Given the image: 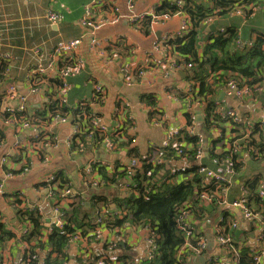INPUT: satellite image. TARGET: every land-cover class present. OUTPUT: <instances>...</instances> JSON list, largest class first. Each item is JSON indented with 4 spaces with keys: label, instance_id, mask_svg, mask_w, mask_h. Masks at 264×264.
I'll return each instance as SVG.
<instances>
[{
    "label": "crops",
    "instance_id": "crops-1",
    "mask_svg": "<svg viewBox=\"0 0 264 264\" xmlns=\"http://www.w3.org/2000/svg\"><path fill=\"white\" fill-rule=\"evenodd\" d=\"M163 1L106 0L93 10L94 20L101 22V25L90 34V30L81 24L85 6L90 0H0V51L9 53L13 58L9 63H4L8 69L0 78V110L19 109L23 105L24 115L32 122L31 126L24 128L16 118L0 114V224L13 235L0 242V257L5 261L15 262L26 245L20 236L27 223L18 216L16 208H36L45 228L47 223H54L57 218L63 219L62 211L67 209L72 199L60 193V200L56 201L46 189L39 187L54 174L61 172L70 180L72 195L79 192L85 208H90L88 199L96 191L108 202V207L102 210L104 220L121 218L122 209L118 203L128 196L129 190L120 181L115 184L103 182L98 168L106 167L109 175L114 171L127 170L131 149L138 160L146 159L150 149L163 146L171 131L186 128L187 114L194 116V132H202L204 102L188 101L198 85L191 80L196 66L188 68L163 43L165 39L180 33L182 25L187 24L186 16L156 17L155 9ZM165 1L172 3L178 0ZM261 8L249 15L231 13L207 21L198 28L199 51L211 37L227 29L234 30L236 40L244 44L243 50L249 51L255 40L264 36V5ZM47 10L59 14L57 24H50L46 20ZM139 16H143V19L134 21ZM147 20L151 21L147 23ZM226 21L228 26L221 25ZM77 38H80V44L69 55L53 61L39 86L41 90L32 92L26 79L30 69L36 65L46 66L50 62L49 54L58 42ZM92 40L94 45H91ZM156 43L160 45L159 51L153 50ZM76 59L81 60L80 66L75 65ZM70 67H74V70L65 80L67 88L62 90L57 85L58 74L60 70ZM208 76L211 77V74ZM205 80L213 85L209 97L218 108L235 109L256 122L264 117V84L257 92L237 99L228 95L226 79L224 83L209 77ZM96 87L101 90L96 91ZM95 95H100L102 99L95 100ZM144 96L151 97L149 100L155 104L153 108L141 101ZM185 97L188 100L185 101ZM61 98L67 111L84 103L100 125L111 130L121 127L126 145L110 150L105 141L96 142L88 135L82 146L73 149L71 140L76 135L77 124L71 114L58 116V120L50 115L38 116L53 101ZM232 129L228 123L219 129L208 130L204 138L208 142L202 146L201 158L203 164L223 173L230 181V201L243 195L247 180L257 181V189L264 191V158L252 160L251 155L242 149L239 158L242 166L237 173H230L227 165L218 166L208 159L217 133L231 135ZM220 152L221 144L215 149V153ZM164 163V168L154 177L155 181L189 165L188 161L181 159H169ZM89 180L101 184L90 191L87 188ZM171 180L181 183L187 178L175 174ZM15 201H20V205ZM85 203H89V206L86 207ZM250 205L258 215L255 222L239 219L238 211L233 208L207 209L200 217V210L196 206L197 210H193L187 222L207 240V252L202 256L204 264H207V260L228 257L224 248L217 243L218 233L226 234L224 228L221 231L217 229V222L223 216H228L230 221L226 225L228 233L232 230L231 221L238 219V226L232 234L238 245L245 243L250 248L260 247L257 224L264 222V209L254 200L250 201ZM104 226L101 241L90 239L83 245H69L62 264H85L84 256L94 262L106 257L111 264L145 263L148 249L145 227L109 229ZM109 245L114 247L109 249ZM46 254L47 250L40 251L39 261L43 262ZM190 264L201 263L198 258H192Z\"/></svg>",
    "mask_w": 264,
    "mask_h": 264
},
{
    "label": "trees",
    "instance_id": "trees-1",
    "mask_svg": "<svg viewBox=\"0 0 264 264\" xmlns=\"http://www.w3.org/2000/svg\"><path fill=\"white\" fill-rule=\"evenodd\" d=\"M180 1V0H178ZM183 1V0H181ZM204 1V2H203ZM106 0H104V3ZM176 2L169 3L163 1L162 4L155 9V16H174L182 14L186 16L188 30L181 35H175L172 38L163 41L165 46H169L181 61L191 68L195 65V74L191 80L198 83L195 90L188 99L190 103L203 101L204 102V118L203 130L201 133L206 139L208 130L219 129L223 124H228V121L217 113L218 105L209 97L212 94V84L207 82L206 77L216 80L217 82H227L235 80L242 86L254 87L264 84V36L258 37L251 49L245 52L235 46L237 39L236 32L232 29H227L215 37H211L206 45L199 51L198 28L203 26L207 21L215 18L225 17L236 10L240 9L246 15L251 14L252 7L264 5V0H184L181 6ZM211 5V6H209ZM250 8V9H249ZM151 20H147L149 23ZM6 65L0 64V78L3 76ZM211 74V77L208 76ZM224 79H226L224 81ZM225 82V84H226ZM194 83V85H196ZM57 85L62 89V81L57 78ZM151 97L144 96L141 101L153 108L155 106ZM102 97L95 95V100L100 101ZM86 104L81 103L72 111H67L64 105L59 101H53L47 106L44 111L38 116L50 115V117L71 114L75 124L81 126L82 132L73 136L71 147L74 149L77 146H82L85 143V138L91 135L96 142H102L109 139L117 146L126 145L123 141L124 132L121 127L113 130L107 129L106 133L90 125L92 115L89 112ZM21 118H27L24 114L18 115ZM37 118V117H36ZM50 119V118H49ZM48 119V120H49ZM186 127L194 126V116L187 114L185 116ZM128 122V121H127ZM233 137L228 141V145L223 139H215L212 141V152L208 153V159L216 161L215 165H227L232 172H239L241 162L238 156L233 154V142L239 141L240 146H250L255 151L250 153L252 160L259 161L264 158V130L259 128L255 123L251 131H245L242 128H233L230 131ZM256 137V138H255ZM209 139V138H208ZM221 144V152L215 153L217 146ZM202 144L196 134L190 133L185 129L179 131V135L170 142L166 147H153L150 149L148 157L140 160V166L133 172L129 173L126 168L122 172L114 171L111 175L106 172V167H99L100 175L103 182L115 184L120 181L124 187L129 190L128 196L121 199L118 203L122 209L121 218L112 217L105 218L102 215V210L106 209L108 202L104 197L93 191L90 196V208H85L84 200L79 195V192L71 195L72 202L67 204V209L62 211L63 228L52 225V230L48 232L44 227L40 212L29 208H16L18 216L29 222V232L26 235H21L20 240L29 246L30 254L38 253L47 250V254L43 260V264H62L65 257V250L69 246V239L75 233H80V236L87 241L94 240V231L102 225L109 229H117L122 226H143L150 229L154 234V243L156 250L153 253L151 260H146L144 264H179L177 252L183 245L184 237L181 231L176 227L175 220L181 211H187L188 217L193 210H200L199 216L202 217L207 209L217 208L215 204L204 205L200 203L198 195L201 192L213 191L215 186H206L204 177L198 173V164L195 155L202 151ZM177 149H181L183 154H186L188 167H185L184 172H175L186 176L187 180L181 183L172 182L171 177L162 176L160 181H155L154 177L160 173L165 166V161L169 159H180L177 155ZM129 156L135 157L133 149L129 150ZM161 157L167 158L162 160ZM138 159V158H137ZM202 160V159H201ZM200 163L209 168L207 164ZM53 180L44 182L39 187L46 189L56 201L60 200V193L65 188L73 189L70 185V180L58 172L53 175ZM257 181L247 180L244 182V189L247 193L248 205L250 201L258 202V205L264 209V200L257 195ZM99 186L101 183H99ZM87 188L91 191V181L87 182ZM250 200V201H249ZM20 205V201H15ZM251 207V205H250ZM225 215H228L226 213ZM97 219H101V224H98ZM227 222L221 223L224 227L225 235H230L236 230L226 229ZM192 227V225L189 223ZM194 238L202 235L199 231L192 227ZM13 235L8 232L5 227L0 224V242L4 239H10ZM239 250V264H253L252 248L243 245H235ZM264 250V246H263ZM192 259V258H191ZM190 259V263H191ZM105 262L111 264L105 257ZM38 264V261L32 262Z\"/></svg>",
    "mask_w": 264,
    "mask_h": 264
},
{
    "label": "built area",
    "instance_id": "built-area-1",
    "mask_svg": "<svg viewBox=\"0 0 264 264\" xmlns=\"http://www.w3.org/2000/svg\"><path fill=\"white\" fill-rule=\"evenodd\" d=\"M29 1V0H25ZM104 4V0H90V2L85 6V14L83 19L81 20V24L83 27H86L90 30V34H92L94 31H96L100 25L101 22H97L94 20L93 16V10L97 7ZM178 6L182 5V1H177L176 3ZM250 9V8H249ZM262 9L261 6H254L252 7V12L256 10ZM243 11L238 9L234 13L235 14H241ZM243 14V13H242ZM155 15V14H154ZM45 18L50 24H57V22L60 20V16L58 13L52 11V10H47L45 13ZM139 19H135L134 21L138 22L139 20L143 19V16H139ZM161 18H168V16H162ZM188 30V25L183 24L180 30V33L178 35H181L182 33H185ZM80 44V38L74 39V40H69V41H60L58 42L52 51L49 54L50 57V62L46 66H41V65H36L27 74V83L31 87V91H39L41 88L39 87L43 81L44 77L46 76V73L50 66L52 65L53 61H58L60 58L65 57L69 55L76 46ZM95 42L92 40L91 45H94ZM0 45H1V37H0ZM236 46L239 49H244V44L240 40H236ZM264 48V44H263ZM154 51H159L160 50V45L159 44H154L153 46ZM13 58L12 56L7 53L0 51V64L1 63H9ZM76 66L81 65V60L76 59L74 61ZM188 68H191V65H187ZM8 67H6V70ZM74 70V67L70 68H65L63 70H60L58 74V78L62 81V90L67 88V84L65 82L66 78L71 74V72ZM259 86H254L252 88L247 87V86H242L235 80H229L226 82V90L229 96H233L237 99H244L248 95H251L255 92L258 91ZM96 91H100V87L95 88ZM10 91H13V88H10ZM24 100V98L22 99ZM61 104H64V100L61 98L59 100ZM217 113L221 115L224 119H226L231 126V128H242L245 129V131H251L253 129V125L257 123L259 125L260 129L264 130V117L262 116V119L259 121H253L249 117L240 114L237 112L235 109H228L225 110L224 108L220 107L217 109ZM0 114L4 115L6 117H14L20 124V126L27 128L32 125V122L30 119L27 118H21L18 115L24 114V107L23 105L19 107V109H12V108H7L4 109V111L0 110ZM263 114H264V109H263ZM56 120L59 119L58 116L55 117ZM90 125L93 126L94 128L100 130L102 133L107 132V128L100 125L98 121L94 118L91 117V120L89 121ZM119 127V126H118ZM185 130H187L190 133H194L197 135L199 138L201 144L203 145V136L199 133H195L193 127H186ZM180 129L173 130L169 133L166 141L163 143L162 147H166L170 144L171 141H173L178 135H179ZM81 126L77 124L76 126V133L79 134L81 133ZM233 135H224L221 132L217 133L216 139H223V141L228 145V141L230 138H232ZM107 146L111 149L116 147L115 144H113L109 139L104 140ZM239 141L233 142V154L240 157L242 149L247 151L249 154L254 152L255 150L250 147V146H240L238 147L237 144ZM199 153L195 155V159L198 164V173L204 177V184L206 186H215V190L213 191H206V192H201L200 195H198L200 203L204 205H209V204H215L216 207L218 208H233L236 209L239 213V219L247 221V222H255L258 218V215L254 213L250 205H248V200H247V193L245 189L243 188V195L239 197L238 199L229 200V189H230V181L227 179V177L218 171H213L212 169L202 165L200 163L203 151L200 149L198 150ZM177 155L180 157L181 160L187 161V156L186 154H183L181 149H177L176 151ZM214 164H216V161H213ZM140 166V162L137 158H131L130 159V165L128 168L129 173H133L138 167ZM185 168L177 169L175 172H184ZM231 173L232 171L229 170ZM53 176H51L47 182L53 180ZM91 186L93 188L99 187L98 181L91 182ZM127 189V186L125 187ZM48 195L50 193L46 190ZM62 196H67L71 197L72 192L70 188H65L62 193ZM257 195L260 199L264 200V191L259 189L257 191ZM228 216H223L221 217L218 222H217V229L218 231H221L224 227L221 226V223L224 221H228ZM188 218V213L187 211H181L178 215V217L175 220L176 227L179 231L182 232L183 237H184V242L180 250L177 252V259L179 264H190V259L191 258H198L203 256L207 252V240L203 235H198L197 237L194 238V232L192 230V227L189 225L187 222ZM98 224H101V219H97ZM230 222V221H229ZM25 228L22 230L21 235H26L29 232V222H26ZM228 223V222H227ZM238 219H234L230 223V227L232 230H235L238 226ZM47 230L48 232L52 230V225L58 227L59 229L63 228V219L57 218V220L54 223H47ZM228 225V224H227ZM257 227H259V232L257 235V242L260 244V247H253L251 252L253 264H262V259H264V222H261L257 224ZM147 230V239H146V244L148 245V249L146 252V260H151L153 257V253L156 250V244L154 243V237L155 234L145 227ZM94 240L96 241H101V229L98 227L94 231ZM90 241V240H89ZM86 241V239L82 238L80 236V233H75L73 236L70 237L69 239V245L79 243L83 245ZM217 243L224 248L225 253L227 254L226 259H216V260H207V264H239L240 263V254L239 250L235 247V245H238L237 241H235L232 236L230 235H225L222 232H219L217 235ZM113 245H109V249L113 248ZM38 261V264H43L42 261H39V254L36 252L34 254H30L29 252V246L26 244L24 246V249L20 256L17 258V260L13 263H10L8 261H5L0 257V264H32V262ZM83 262L85 264H107L105 262V257L98 259L97 261H92L90 259H87V256L83 257Z\"/></svg>",
    "mask_w": 264,
    "mask_h": 264
},
{
    "label": "water",
    "instance_id": "water-1",
    "mask_svg": "<svg viewBox=\"0 0 264 264\" xmlns=\"http://www.w3.org/2000/svg\"><path fill=\"white\" fill-rule=\"evenodd\" d=\"M221 25H223V26H228V22L226 21V23H221ZM198 120H201V118L200 117H198L197 118ZM207 140H203V144H207ZM85 205H86V207H88L89 206V203H85ZM46 226H48V225H46ZM198 262L199 263H201V264H204L205 263V260L203 259V257L201 256V257H198Z\"/></svg>",
    "mask_w": 264,
    "mask_h": 264
}]
</instances>
